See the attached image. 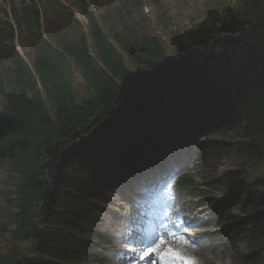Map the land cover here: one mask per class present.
I'll list each match as a JSON object with an SVG mask.
<instances>
[{
	"label": "trees",
	"instance_id": "1",
	"mask_svg": "<svg viewBox=\"0 0 264 264\" xmlns=\"http://www.w3.org/2000/svg\"><path fill=\"white\" fill-rule=\"evenodd\" d=\"M203 2L199 16L176 26L157 0L148 2L156 18L145 14V0H120L99 15L83 6L86 31L59 5L65 19L47 38L36 30L30 65L10 52L9 61H0V115L10 116L12 126L0 138V169L16 181V209H0V237L13 238L6 250L0 246V261L12 263L30 250L23 264L77 263L85 245L81 222L103 172L87 163L90 155L111 167L114 154L128 158L140 139L147 150L152 131L164 129L166 111L178 118L183 106L198 103L224 111L210 134L245 159L219 183L245 180L238 189L246 195L243 242L251 259H264V174L250 182L245 170L262 167L252 161L264 155V0ZM169 95L173 109L166 107ZM152 106L162 113L155 124L159 115L146 114ZM141 118L146 126L137 123ZM30 243L32 249L20 248Z\"/></svg>",
	"mask_w": 264,
	"mask_h": 264
},
{
	"label": "rangeland",
	"instance_id": "2",
	"mask_svg": "<svg viewBox=\"0 0 264 264\" xmlns=\"http://www.w3.org/2000/svg\"><path fill=\"white\" fill-rule=\"evenodd\" d=\"M23 1L24 0H0V19L4 20L5 18L4 16L6 15L5 8L10 7L12 9H11V13L8 18L14 26H18L19 21L17 22L16 20L17 8H13V7H20ZM67 1H68L69 7L71 8V10L74 11V13L81 19H85V17L80 11V7L78 3L75 0H67ZM88 1H92V0H88ZM98 1L101 2L99 4L100 6H102L103 4L113 5V4L118 3V0H98ZM157 1H159L160 8L162 9L161 10L162 13H165L169 16L173 15V17H175L176 20H172L173 23L175 21H181L180 20L181 18L182 20H184V17H186V20H187V17L191 15L198 14L199 16V13H201V10H202L201 5L204 3L203 2L204 0H157ZM214 1H217V0H214ZM207 2H209V0H207ZM150 3L152 4L153 0H151ZM9 4H12V6ZM36 4L38 7L41 8L43 15L45 14L44 13L45 11L47 12L46 16L49 20L48 23H50V21L53 19V13L47 1L37 0ZM200 7H201V10H199ZM148 9L152 11L154 18H156L160 14L159 12L156 11L154 6L152 7L151 5H149ZM144 17H145V14H144ZM175 26H176V22H175ZM153 27L155 26L153 25ZM27 34H28V29L24 28L22 34H19L18 36V40H19L18 47H21L20 53L23 54L26 58H28L27 53H26L28 52V50L26 49L28 46L27 41H26ZM170 56L172 57L173 54L171 53ZM194 102L195 101L193 100L191 102V105ZM234 150H235L234 147L228 148V151L230 153L228 154L226 158H224L225 159L224 161H221L220 164L223 167H222V172L219 174H223L230 170H234L235 168H238L243 162H245V159L243 157L236 156V153ZM187 152H188V149H185L183 151L185 158L188 157ZM260 157L261 159L252 161V162L259 163L262 166V170L264 173V155ZM188 165H190V168L187 169V172L192 175H196L198 168H196V163L194 162L193 156L191 157V160L188 163ZM5 170L6 169H0V189L3 190L4 193L9 190H12V191L14 190L13 179H12L14 175H12V173L8 174L4 172ZM133 185L134 183L131 185V187H129L128 191L133 187ZM170 187H173L175 189L172 183ZM173 188L171 189V191H173ZM258 192H261V191H258ZM180 193L176 191V194L179 195V198L181 197L179 199L180 202L188 201V204H187L188 209L191 210V209L196 208V213H197L198 212L197 210H200L205 206L199 203L196 198H191L189 196L188 191H182ZM6 194H7V197L10 203L15 206V203L12 202L11 194L7 192ZM125 194L126 193L123 190L118 189L117 191H115V194L110 195L109 202H111V205L109 206L111 207V209L108 208L105 211H103L101 213V222H100L101 224H97L96 226L92 227L90 230L89 238L94 241L96 240L97 235L105 236L103 241L99 242L101 246H106L109 242L115 243L116 238L113 237L112 235H117L118 233L117 230H119V228L122 226V222L117 223L115 226H113V222L119 219V217H117V213L126 214V212L123 210V207L117 204V202L119 201V202L127 203V200L123 198V197H126L124 196ZM113 199H116L117 201L115 200L116 202L114 203L112 201ZM183 205L185 206L184 203ZM201 215L204 216V220L201 222V225L206 226L205 229H208L209 231H211L209 232L210 234L208 236L203 234V238H202V240L208 243V248L193 247L192 245L194 244V242H190L188 238L185 237V239H187V242L184 243L185 245L181 244L182 242H179L178 245L175 244L177 245L176 247H174L175 251L185 254L189 259L193 258V262H192L193 264H213V262H216V261L219 264H231V257L232 255L235 254L236 250L232 242L227 241L226 239L221 237L222 236L221 231L217 229V215H216V211L214 210V207L213 206L206 207V209H204V211L201 212ZM123 243L127 244V240H124ZM119 247L121 248L120 249L121 251L117 252V255L122 256L123 253L125 252V246H119ZM237 248H240V247H237ZM105 255H108V252H105ZM86 264H96V263L89 261V262H86ZM113 264H116L115 261ZM258 264H264V259H262V262Z\"/></svg>",
	"mask_w": 264,
	"mask_h": 264
},
{
	"label": "snow or ice",
	"instance_id": "3",
	"mask_svg": "<svg viewBox=\"0 0 264 264\" xmlns=\"http://www.w3.org/2000/svg\"><path fill=\"white\" fill-rule=\"evenodd\" d=\"M136 243L140 245L141 251L137 253L135 249L128 250L130 253V255L127 257L129 264H138V261H142L147 258L145 252L147 253V256H150L154 251V249H152L151 246H149L147 249L144 248V243H145L144 239H138ZM153 243H155V241H153ZM172 254L177 257L184 258L186 260L189 259L184 257L183 253L176 252L175 250L172 251ZM189 264H191L190 260H189Z\"/></svg>",
	"mask_w": 264,
	"mask_h": 264
},
{
	"label": "bare ground",
	"instance_id": "4",
	"mask_svg": "<svg viewBox=\"0 0 264 264\" xmlns=\"http://www.w3.org/2000/svg\"><path fill=\"white\" fill-rule=\"evenodd\" d=\"M1 111H2V109H1V106H0V112H1ZM6 113H8V112H6ZM199 230H201V229H199ZM180 239L183 240L181 237H180ZM138 253H139V252H138ZM153 254H154V251L152 252V254L150 255V257L153 256ZM155 264H159V262H156Z\"/></svg>",
	"mask_w": 264,
	"mask_h": 264
}]
</instances>
